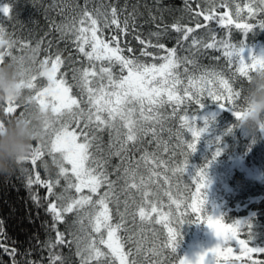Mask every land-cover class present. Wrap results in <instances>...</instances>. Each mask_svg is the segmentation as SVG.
Segmentation results:
<instances>
[{
    "label": "snow or ice",
    "instance_id": "6c2138e0",
    "mask_svg": "<svg viewBox=\"0 0 264 264\" xmlns=\"http://www.w3.org/2000/svg\"><path fill=\"white\" fill-rule=\"evenodd\" d=\"M257 3L264 6V0H249L243 8L237 4L235 19L230 11H225L219 16L216 22L222 28L229 30L224 38L217 40L213 29L200 24H197V28L202 26L207 28L205 35L208 39L195 36L191 38V47L196 48L197 51L199 48L222 51L227 64L234 67L231 77L238 76L248 82H251V73L264 70V54L255 55L248 47L246 39L253 31L254 25L241 22V13L246 9L248 17H253L256 12H264V7H253V4ZM223 6H227L226 3ZM0 13L8 15L10 8L0 7ZM100 15H103V27H98L101 24ZM213 19H216L215 14L209 9L204 14V20ZM79 23L81 27L75 29L74 42L78 52L86 58L87 66L73 69L74 85L64 78L66 73H60L58 78L57 74L64 64L60 54L40 61L38 69L42 67L43 71L37 69L33 73L31 68H22L21 74L25 77L22 84L29 92L28 103H34L37 108L50 110L52 113V119L44 129L46 143L36 147L30 163L36 166L42 157L47 156L57 165L55 178L48 180H42L38 172L33 178L30 170L23 169L28 172L25 178L26 184L29 187L33 184L42 185L47 188L50 195L56 197L60 203H50L48 208L56 220L62 219V213H71L75 209L79 215V209L90 206L87 219L92 232L97 236L94 239L85 238L81 264H174V262L193 264L186 257L182 258L179 255H175L172 259H162L165 250L170 249L171 253H177L180 228L193 219L198 224L206 225L219 240L216 246L202 251L196 257L194 264H235V261L241 260L242 257L247 258L243 260V264L249 262L264 264V260L252 259L253 253H264V248L250 247L248 239L238 238L242 228L239 222L225 226L221 224L223 218L205 215L206 199L203 189L207 185L203 171L197 173L195 193L183 202V210L179 196L173 198V189L175 188L177 193L180 190L177 174L185 172L189 155L196 151L200 137L207 130L209 123L207 120L204 122V127L197 126V112L204 108L205 99H211L221 110L231 111L239 121L246 112V108L241 109L238 104L242 95L241 90L234 88L233 80L226 77L223 71L215 69H206L201 74L195 75L190 73L188 67H184L185 83L181 78L182 74L177 70L181 64H192L193 68H196V59L179 57L176 48L166 49L162 43L153 44L150 40L146 43L144 39L138 38L140 45L144 47L139 51V55H136L132 47H121L117 35L105 40L103 28L113 25L117 33L127 34L128 21L125 19L121 26L115 7L111 8L110 14L96 16L85 9ZM230 26L240 30L245 37L239 44L231 42ZM173 28L176 32L182 33L183 40H188L189 34L194 31L193 28L182 29L179 25H173ZM259 28L264 30V21L259 24ZM3 35H5L4 29L0 27V36ZM152 35L158 36L159 33ZM180 42L181 37H178L177 43ZM13 46L14 42L4 51H0V63H3L5 55L12 56L9 50ZM125 48L133 55H125ZM148 48L163 49L166 54L161 56L158 52L148 51ZM33 51L38 52L39 45ZM147 56H152L153 61L160 63H149L141 59ZM215 58L219 59V57ZM12 59L16 60V57L12 56ZM32 62L36 63L35 56ZM38 77L46 78L47 84L38 87L36 84ZM74 86L79 89L80 98L73 94ZM193 104L197 106L198 111L189 114L187 109ZM18 107L19 105L13 102H6L0 105V110L10 116ZM166 107L171 108L170 115L161 112ZM172 117L179 121L178 129L166 128V122L175 123L171 120ZM3 125L4 123L0 121V128ZM185 129L192 136L191 142H186L184 138ZM105 130H109L110 136L114 133V140L109 146L112 149L111 155L124 158L130 152H143L135 165L124 168L121 177L122 191L131 193L135 189L140 193L141 200L139 203L132 200L131 204L125 201L124 213L120 218L123 221L128 209L133 205L139 209L142 222L150 221L151 213H156L159 218L154 223H163L167 232L161 239L162 233L153 229L154 239L150 248L145 249L142 234L139 239L134 232L122 238L118 235L122 224L112 222L110 204H116L119 211L120 200L115 194L113 181L108 178L106 161L102 162V159L97 158V155L91 151L101 139L98 134ZM165 130L168 132L169 140L174 138V144L170 145L162 141L160 133ZM261 130L264 131V127ZM149 134L156 142L155 152H149L144 147L146 143L144 138ZM161 152H168V159H164ZM178 156H184L182 166L176 160ZM66 165L71 166L70 170ZM141 168L145 169L144 173H141ZM157 168L163 171L157 172ZM161 175L164 184H168L169 187L164 188L158 183ZM61 178L66 181L65 192L74 188L76 193H83L87 189V194L80 195L79 198H69L63 194L56 196L54 188L60 184ZM153 184H156V189L149 191ZM102 188L106 190L101 192ZM162 195L167 196L171 202L167 213L158 212V206L163 207L160 204ZM149 197L151 200L148 199ZM172 204H175V210L171 209ZM145 205L150 207V212L146 211ZM189 209L191 215L188 213ZM131 214L135 218L136 213L133 211ZM157 240L160 241L159 244L156 243ZM126 241L133 243L134 251L131 249L125 251ZM57 242H64L62 233L58 234ZM233 242L239 246V255H233V247L230 246ZM77 243L80 253L79 241ZM101 245L107 251H103ZM5 251L8 249L5 248Z\"/></svg>",
    "mask_w": 264,
    "mask_h": 264
},
{
    "label": "trees",
    "instance_id": "16d2710c",
    "mask_svg": "<svg viewBox=\"0 0 264 264\" xmlns=\"http://www.w3.org/2000/svg\"><path fill=\"white\" fill-rule=\"evenodd\" d=\"M226 3L227 6H223ZM249 0H0V7L8 6L10 13L3 15L0 13V27L9 37L14 46L9 50L12 56L20 62V69L31 68L33 73L39 67V62L46 57H54L60 54L64 61L58 75L66 73L64 77L70 84H75L72 80L73 69H81L87 66V60L77 50L75 45V29L81 27L79 20L83 11L86 9L94 16L111 12V8L117 9L118 18L123 26V21L127 19V34L117 33L113 25L109 28H103V38L109 39L112 35H117L121 47L129 46L134 49L136 55L143 48L139 39H144L146 43L150 40L153 44L159 42L164 44L166 49L176 48L177 55L181 58H195L197 67L192 64H181L177 70L182 75L184 67H188L190 73L199 75L204 70L215 69L223 71L226 77L233 80V86L236 90H241L242 95L238 104L241 109L246 108V94L251 82L240 78L231 77L234 67H230L222 56V51L213 49H203L191 47V38L199 37L205 40L208 37L207 28L199 27L197 24L207 25L214 30L216 39L224 38L228 34V29L222 28L216 21L225 11H230L235 19L236 5L241 8ZM253 7H264L253 4ZM212 9L216 19L205 21L204 14ZM199 13V15H197ZM103 27V15H100ZM264 21V12H256L253 17H248L247 10L241 13V22H247L254 25L253 31L247 36L246 43L255 55L260 47L264 48V30L259 28V24ZM173 25H179L182 29L193 28L194 31L189 34L188 40L182 39V33L174 30ZM230 40L239 44L245 39L242 32L234 26H230ZM159 33L158 36L152 35ZM181 37V42L177 43V38ZM139 38V39H138ZM210 42V41H209ZM39 45V51L34 53V49ZM199 47V46H197ZM152 53L165 55V51L159 48H148ZM35 56L36 63L32 59H26L27 56ZM125 55L128 53L125 48ZM247 56L248 53L246 52ZM12 56H5L3 63L12 60ZM215 57H219L216 59ZM142 60L149 63L153 61L152 56L141 57ZM254 74L251 73V76ZM36 84L38 87L47 84L44 77H38ZM28 92V90H26ZM79 89L73 87V94L80 98ZM29 94V92H28ZM223 102V101H222ZM25 109L19 106L17 111L10 116L0 110V121L3 123L24 114ZM189 114L198 111L196 105H191L187 109ZM164 114H171V108L166 107L161 110ZM138 115V113H137ZM198 127H204V122L209 121L207 130L200 137L197 143L196 151L188 157L187 169L179 175V193L173 189V198L179 196L181 210L183 202L195 193V179L197 173H205L206 187L203 189V195L206 199L205 215L223 218L222 225H228L239 222L242 228L238 238L249 240L250 247L264 248V131L249 135L242 131L237 125L238 120L231 111L221 110L211 99H205V106L197 112ZM175 123L166 122L167 127L179 128V121L175 117L171 118ZM126 131V130H124ZM101 139L97 146L91 151L97 155V158L105 162V169L109 173V180L113 181L115 194L120 200L119 211L116 204H110L112 210L113 223H121L122 228L118 232L122 238H126L134 232L137 239L144 240L145 249L150 248L153 242L152 231L155 229L158 233L166 235L167 230L163 223L155 224L158 219L156 213H151V220L142 222L139 217V209L134 205L128 209L123 221L120 216L124 213L125 201L130 204L132 200L137 203L141 200V195L135 189L131 193L122 191L123 170L126 167L133 166L143 155L142 151L130 152L126 157L111 155L110 145L114 140V133L109 135V130L98 134ZM162 141L174 144V138L169 140L168 132L165 130L160 133ZM186 142L192 141V136L184 130ZM146 143L144 147L149 152H155L156 142L152 140L151 134L144 138ZM36 144L35 147H39ZM164 159H168V152H161ZM44 159H49L45 156ZM176 160L182 162L184 156L176 157ZM66 167L71 168L70 165ZM28 169L32 172L33 178L38 172L42 180L54 179L57 169L51 173L45 171L40 162L32 166L28 162L11 177H0V264H81L82 248L85 238H96L97 234L92 232L91 225L88 222L87 215L90 206L79 209V215L74 209L71 213H62V219L56 220L53 214L48 210L50 203H60L55 196L48 193L46 187L33 184L31 187L26 184ZM119 170V171H118ZM162 172L161 168L156 169ZM141 173L145 169H140ZM69 175L71 172L69 171ZM171 175V172H169ZM145 179L147 176L145 175ZM156 179V178H154ZM73 181L74 177H73ZM164 188L169 187L164 184L163 176L158 180ZM66 181L61 178L60 184L54 188L56 196L65 195L69 198H79L80 195L87 194V189L83 193H76L75 189H68L65 192ZM156 189V184L150 186L149 191ZM102 188L100 191H105ZM96 197L94 196L93 199ZM151 200V197L148 198ZM158 212L167 213L169 209L168 197L162 195ZM146 211L150 212V207L145 205ZM175 204L171 209L175 210ZM135 212V218L132 212ZM191 215V210H188ZM179 213L177 212V215ZM204 224L186 222L180 228L178 238L179 247L177 253H171L170 249L165 250L162 259H172L175 255L180 257L190 256L189 247L195 246L203 250L206 241H204L205 232L209 231ZM63 234V243L57 242L58 234ZM81 252L78 253V242ZM193 241H195L193 243ZM160 243L159 240L156 241ZM219 243L217 240L216 245ZM233 255H239L238 248L234 242ZM103 251H107L102 245ZM5 248L8 251H5ZM135 250L131 241H126L125 251ZM14 250V253H13ZM147 254V253H145ZM223 259V258H221ZM241 260L235 261V264H243ZM254 260H264V253L252 254ZM175 264V262H174ZM250 264V262H249Z\"/></svg>",
    "mask_w": 264,
    "mask_h": 264
},
{
    "label": "clouds",
    "instance_id": "9594fccd",
    "mask_svg": "<svg viewBox=\"0 0 264 264\" xmlns=\"http://www.w3.org/2000/svg\"><path fill=\"white\" fill-rule=\"evenodd\" d=\"M12 44L6 35L0 36V51ZM7 56V55H5ZM26 59H32L29 55ZM43 71L41 67L38 69ZM20 62L0 63V105L13 102L25 109L24 114L4 123L0 128V177H11L25 166L34 155L35 145L46 143L45 125L52 119L50 110H41L27 101L28 92L22 84ZM253 135L264 127V70H257L251 78L246 94V112L237 125ZM40 166L47 172L57 169L56 163L41 158Z\"/></svg>",
    "mask_w": 264,
    "mask_h": 264
},
{
    "label": "rangeland",
    "instance_id": "374dc122",
    "mask_svg": "<svg viewBox=\"0 0 264 264\" xmlns=\"http://www.w3.org/2000/svg\"><path fill=\"white\" fill-rule=\"evenodd\" d=\"M254 50L253 49H251V52H253ZM258 53L259 54H264V48H262V47H260L259 48V50H258ZM217 238L215 237V235L211 232V230H209V231H207V232H205V235H204V241H206V245H205V248H211V247H214V246H216V242H217ZM195 241H193V243H194ZM189 251H190V256L187 258V256H186V258L189 260V261H191V262H193V264H194V262H195V259H196V257L202 252V251H206V250H203V249H201V247L200 248H198V247H195V246H191V247H189Z\"/></svg>",
    "mask_w": 264,
    "mask_h": 264
}]
</instances>
